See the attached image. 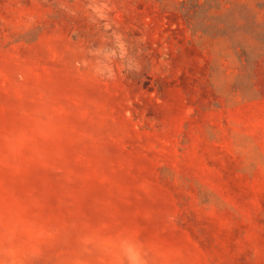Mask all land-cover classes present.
I'll return each mask as SVG.
<instances>
[{"label":"rangeland","instance_id":"1","mask_svg":"<svg viewBox=\"0 0 264 264\" xmlns=\"http://www.w3.org/2000/svg\"><path fill=\"white\" fill-rule=\"evenodd\" d=\"M0 264H264V0H0Z\"/></svg>","mask_w":264,"mask_h":264},{"label":"trees","instance_id":"2","mask_svg":"<svg viewBox=\"0 0 264 264\" xmlns=\"http://www.w3.org/2000/svg\"><path fill=\"white\" fill-rule=\"evenodd\" d=\"M190 9H188V12H189ZM188 14V13H187Z\"/></svg>","mask_w":264,"mask_h":264}]
</instances>
